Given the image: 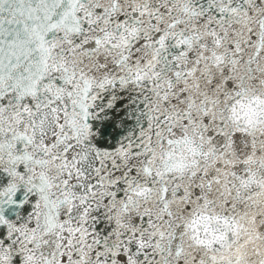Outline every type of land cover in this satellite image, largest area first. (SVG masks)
Returning a JSON list of instances; mask_svg holds the SVG:
<instances>
[{
	"label": "snow or ice",
	"instance_id": "obj_1",
	"mask_svg": "<svg viewBox=\"0 0 264 264\" xmlns=\"http://www.w3.org/2000/svg\"><path fill=\"white\" fill-rule=\"evenodd\" d=\"M0 264H264V0H0Z\"/></svg>",
	"mask_w": 264,
	"mask_h": 264
}]
</instances>
